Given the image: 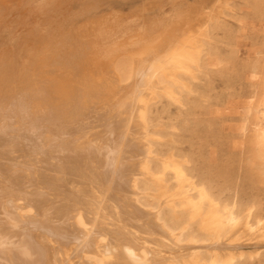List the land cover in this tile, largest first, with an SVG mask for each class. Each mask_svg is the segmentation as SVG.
Masks as SVG:
<instances>
[{
	"label": "bare ground",
	"instance_id": "obj_1",
	"mask_svg": "<svg viewBox=\"0 0 264 264\" xmlns=\"http://www.w3.org/2000/svg\"><path fill=\"white\" fill-rule=\"evenodd\" d=\"M5 2L3 27L14 22L11 7L39 13L38 25L59 14L55 0ZM191 26L127 36L125 51L103 53L65 35L19 79L7 63L1 80L16 91L0 94V264H236L244 219V231L264 240V221L251 224L185 162L155 152L151 105H181L206 52L207 24ZM254 112L264 167V94Z\"/></svg>",
	"mask_w": 264,
	"mask_h": 264
},
{
	"label": "rangeland",
	"instance_id": "obj_2",
	"mask_svg": "<svg viewBox=\"0 0 264 264\" xmlns=\"http://www.w3.org/2000/svg\"><path fill=\"white\" fill-rule=\"evenodd\" d=\"M55 1L59 14L50 25H38L35 21L42 16L37 12L5 10L14 22L0 26V94L10 97L16 91L1 80L10 60L19 79L32 63L53 57L62 36L80 34L103 53L113 47L125 51L127 45L121 42L127 36L152 37L174 25H193L197 33L206 23V52L194 78L186 79L189 91L182 93V104L161 99L151 105L154 149L161 157L173 155L185 162L194 181L235 204L242 216L251 213V224L264 221V167L253 142L254 109L264 94V0ZM9 4L6 0L4 6ZM5 29L19 36L15 44L7 41ZM123 51L117 52L118 61L126 60ZM152 202L142 199L146 206ZM244 220L238 233L243 258L236 264H264V240L249 236Z\"/></svg>",
	"mask_w": 264,
	"mask_h": 264
}]
</instances>
